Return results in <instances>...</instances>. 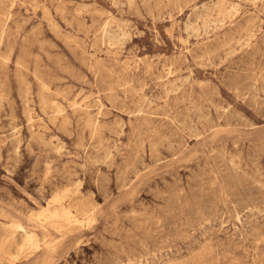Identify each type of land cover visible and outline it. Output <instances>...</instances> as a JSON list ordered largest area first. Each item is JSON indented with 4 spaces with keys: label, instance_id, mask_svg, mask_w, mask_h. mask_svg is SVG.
Instances as JSON below:
<instances>
[{
    "label": "rangeland",
    "instance_id": "1",
    "mask_svg": "<svg viewBox=\"0 0 264 264\" xmlns=\"http://www.w3.org/2000/svg\"><path fill=\"white\" fill-rule=\"evenodd\" d=\"M0 264H264V0H0Z\"/></svg>",
    "mask_w": 264,
    "mask_h": 264
},
{
    "label": "bare ground",
    "instance_id": "2",
    "mask_svg": "<svg viewBox=\"0 0 264 264\" xmlns=\"http://www.w3.org/2000/svg\"><path fill=\"white\" fill-rule=\"evenodd\" d=\"M19 227V225H17ZM21 227V226H20ZM23 229V228H22ZM37 243V242H36ZM38 247V246H37Z\"/></svg>",
    "mask_w": 264,
    "mask_h": 264
}]
</instances>
